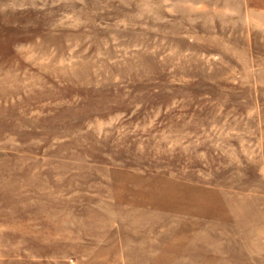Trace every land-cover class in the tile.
I'll use <instances>...</instances> for the list:
<instances>
[{
    "label": "rangeland",
    "instance_id": "1",
    "mask_svg": "<svg viewBox=\"0 0 264 264\" xmlns=\"http://www.w3.org/2000/svg\"><path fill=\"white\" fill-rule=\"evenodd\" d=\"M0 264H264V0H0Z\"/></svg>",
    "mask_w": 264,
    "mask_h": 264
}]
</instances>
